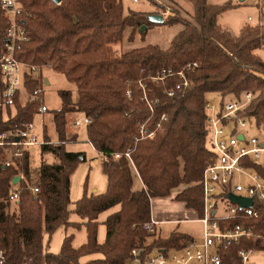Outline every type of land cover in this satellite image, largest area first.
<instances>
[{
  "label": "trees",
  "instance_id": "1",
  "mask_svg": "<svg viewBox=\"0 0 264 264\" xmlns=\"http://www.w3.org/2000/svg\"><path fill=\"white\" fill-rule=\"evenodd\" d=\"M124 1L62 0L55 4L24 0L30 14L23 19L29 41L18 46L17 59L63 75L75 85L78 98L75 101L70 91L60 92L62 106L53 113L58 141L41 149L54 162L42 161L38 194L30 190L29 156L19 169L0 163V251L5 253L6 264H82V258L93 254L103 257L84 264H129L131 251L154 237L141 229L152 220L153 199L169 197L173 190L188 186L176 199L202 215L203 190L190 185L200 181L211 156L206 146L209 96L219 94L224 101L227 96L234 99L251 92L255 98L248 115L264 120V59L256 53L264 48V16L259 24L246 26L233 36L218 24L219 16L234 8L231 2L211 6L208 0H191L195 23L174 11L156 24L144 12L129 10L126 15ZM146 1L166 10L156 0ZM159 25L184 27L168 50L151 45L121 55L113 50V45L123 42L127 28L132 29L133 39L135 30ZM4 42L1 38L0 45ZM194 63L199 67H189ZM170 70L173 76L155 81ZM180 72L189 85L178 90L183 83ZM40 85L28 81L27 90ZM38 106L17 101L16 116L6 123L0 120V126L3 130L20 128L34 119ZM72 113L91 119L88 140L103 156L108 187L104 194L85 195L75 203L74 213L86 220L87 242L74 248V236H68L60 253L52 254L45 246V236L50 241L60 227L81 225L69 221L71 177L85 160L82 153L67 150L71 141L67 117ZM142 126L144 137L139 133ZM151 133L153 138L148 137ZM132 165L144 184L138 192L133 191ZM250 166L264 181V167L253 162ZM17 176L22 180L13 185ZM14 190H18L19 200L11 212L9 197ZM117 207L105 220L106 239L99 243V216ZM254 209L257 218L243 216L233 223L263 233L264 202L255 201ZM190 239L174 232L150 246L172 247ZM229 246L237 252L261 248V243L250 239Z\"/></svg>",
  "mask_w": 264,
  "mask_h": 264
},
{
  "label": "built area",
  "instance_id": "2",
  "mask_svg": "<svg viewBox=\"0 0 264 264\" xmlns=\"http://www.w3.org/2000/svg\"><path fill=\"white\" fill-rule=\"evenodd\" d=\"M28 16L30 14L26 11L24 0H0V39H5L0 45V120L6 123L16 116L17 101L23 105L28 101L39 104L34 119L22 123L20 128L3 130L0 126V163L6 168L19 169L26 156H29L31 165L33 149L54 144L46 138L45 116L49 108L44 99L48 81L42 78L45 67L27 65L16 56L18 46L29 41L23 22ZM191 66L199 67L197 63ZM173 75L172 70L164 71L155 81L164 82ZM178 76L183 83L177 89L188 87L189 82L183 72ZM28 81L41 85L28 91ZM254 98L248 92L239 98L217 103L208 101L205 105L206 146L211 156L197 183L203 190L202 215L198 218L203 227L202 239L191 238L180 245L158 249H152L151 243H146L131 251L129 264H257L255 256L264 254V232L255 233L250 227L233 223L243 216L257 218L259 214L254 209L255 201L264 202V181L250 166L253 162L264 167V120L259 122L248 115ZM37 119L40 125L36 124ZM162 120H166V117L163 116ZM90 124L91 119L83 117L77 119L74 126L88 127ZM250 130L258 132L262 139L248 137L246 132ZM139 133L141 137L146 135L144 126ZM154 136V133L148 135L149 138ZM240 136L243 138L240 139ZM30 190L38 194L40 187L34 184ZM230 195L252 199L253 206L241 209L240 205L231 201ZM18 200L19 192L14 190L9 201L16 203ZM158 224L151 220L141 229L155 236ZM250 239L259 241L261 248H243L237 252L230 249L229 245H241L244 240ZM0 264H6L3 251H0Z\"/></svg>",
  "mask_w": 264,
  "mask_h": 264
},
{
  "label": "rangeland",
  "instance_id": "3",
  "mask_svg": "<svg viewBox=\"0 0 264 264\" xmlns=\"http://www.w3.org/2000/svg\"><path fill=\"white\" fill-rule=\"evenodd\" d=\"M138 0H125L124 8L125 14L129 13V10L136 12H145L150 16L154 15H162L165 18L172 14L174 11L177 12L182 18L189 17L192 19H186L193 23L194 20V7L191 0H156L160 6L169 7L166 10H162L155 5H152L150 2L146 0L138 1ZM238 0H233L234 3H237ZM226 2H230V0H210L209 3H213L216 5H222ZM264 4V0H247L243 4H241L236 9L227 10L222 16L218 19V24L221 25L224 29H227L233 36H238L240 34L241 27L243 23H245L249 17H251L254 21L259 17V8L260 4ZM176 8V9H175ZM182 11L183 15L180 14L178 10ZM154 12V13H153ZM251 23V24H252ZM146 27V30L142 31L141 29H137L134 32V38L132 37V29L127 28L124 33L123 42L117 45H113V50L118 54H124L130 52L135 49L145 48L147 46H158L160 49L166 51L170 48L171 43L176 35H178L182 30L183 26H143ZM256 53L264 59V50H258ZM42 78L48 80L50 85H47L44 92L45 104L49 108V113L45 116V123L47 126V136L53 143L58 141V134L56 132V124L54 122V111L59 110L62 106V99L60 96V92L62 91H70L74 100L78 98V92L75 85L71 84L66 80V78L54 72L50 67L43 68ZM143 90L145 88L142 86ZM248 93V92H246ZM245 93L240 95L242 97ZM128 95H131V90L128 92ZM255 96V95H254ZM208 101L219 102L222 101V96L219 94H212L209 96ZM225 100L232 99V97L227 96L224 98ZM26 97H24V101ZM83 118L77 113L69 114L67 117V135L71 140L69 144H67V150L72 152L82 153L85 156V160L79 164L76 171L71 177V202L72 204L69 207L70 217L69 221L72 223H80L79 228L70 227L67 228L65 226L60 227L55 234L52 236L49 241L48 237L45 236L44 243L47 246V249L52 254H59L61 251L62 244L64 239L68 236L73 235L74 248H79L87 242V230H86V220L79 217L74 213L75 203L81 200L85 195L89 196L92 194H104L107 191L108 187V178L103 168V156L93 150V148L89 145L88 138L86 136V126L82 125L78 130L79 139H76V136H72L75 132L73 129V124L76 119ZM37 125H40V120L37 119ZM248 137L256 136L260 137V134L256 131L250 130L246 132ZM78 138V137H77ZM41 149L35 148L32 152V185L38 184V175L39 169L41 167L42 161L46 163L54 162V159L51 155L41 154ZM198 183V182H197ZM197 183H193L190 185L191 187L198 186ZM188 187V186H187ZM185 186H180L179 188L173 190L169 197L164 198L161 202L156 199L152 201V211L153 216L154 213L158 212V219L162 221L157 226V233L154 237L148 239L146 243H151L155 241V239L166 240L170 237L173 232H181L188 233L194 235L196 238L200 237L203 232V227L200 222H197L198 212L189 211L182 202L177 201L176 197L179 193H181L185 188ZM165 201V202H164ZM159 206V208L157 207ZM11 212L16 210L15 204L11 203ZM117 208L111 209L102 213L99 216V228H98V242L104 243L106 239V227L104 225L107 217L115 212ZM156 215V214H155ZM181 221L179 222V220ZM189 220L190 222H188ZM103 256L101 254H93L90 256H86L80 260L82 264L87 263L89 261L101 259ZM254 260L257 264H264V254H258L255 256Z\"/></svg>",
  "mask_w": 264,
  "mask_h": 264
},
{
  "label": "crops",
  "instance_id": "4",
  "mask_svg": "<svg viewBox=\"0 0 264 264\" xmlns=\"http://www.w3.org/2000/svg\"><path fill=\"white\" fill-rule=\"evenodd\" d=\"M247 0H244V1H237V3H234L233 2V0H230V2L233 4V6H234V8H232V9H236V8H238L241 4H243L244 2H246ZM138 2V1H137ZM137 2H135L134 1V3H137ZM210 2V0H208V4L209 5H211V6H220V5H216V4H213V3H209ZM227 3V2H226ZM225 4V3H224ZM223 5V4H222ZM260 8H259V17H258V19L256 20V22H254V23H252L254 20L251 18V17H249L248 18V20L245 22V23H243V25H242V27H241V30L244 28V27H246V26H254V25H257V24H259L260 23V21H261V18L264 16V4L262 3V4H260ZM166 8H169V7H166ZM176 9V8H175ZM178 10V9H177ZM231 10V9H230ZM179 12H180V14H182L183 15V13H182V11H180V10H178ZM145 13V12H144ZM154 13V12H153ZM184 16V15H183ZM220 16H222V15H220ZM219 16V17H220ZM184 19H189V20H191L192 19V17L191 18H189V17H183ZM219 19V18H218ZM252 23V24H251ZM221 26V25H220ZM222 27V26H221ZM223 28V27H222ZM227 30V29H226ZM240 30V31H241ZM262 50H264V48L262 49ZM263 59V58H262ZM48 82V84L47 85H50V83H49V81H47ZM75 101H76V99H75ZM81 116V115H80ZM83 117V116H82ZM77 120V119H76ZM75 120V121H76ZM75 121H74V123H75ZM73 126V129H75V132H74V134L72 135V136H76V139H79V136H78V130L76 129V128H79V127H75L74 126V124L72 125ZM47 132H48V130H47V128H46V134H47ZM48 135V134H47ZM86 136H87V138H88V135H87V127H86ZM78 137V138H77ZM88 142H89V140H88ZM89 145L93 148V150H95V148L90 144V142H89ZM41 151V150H40ZM72 152V151H71ZM132 173H133V176H134V183H133V191L134 192H138V191H141L143 188H144V184H143V182H142V180H141V178H140V176H139V174H138V172L136 171V169H135V167L132 165ZM156 199H161V200H159V201H163L164 200V198H156ZM156 199H153L152 201H154V200H156ZM165 202V201H164ZM182 204L183 205H185L186 206V204L185 203H183L182 202ZM158 208H159V206H157ZM187 208V207H186ZM188 209V208H187ZM119 210V207H117V210L116 211H118ZM115 211V212H116ZM189 211H193V212H195L194 210H190L189 209ZM114 213V212H113ZM112 214V213H111ZM156 214V215H155ZM195 214H196V216H197V220H198V218H199V216L197 215V213L195 212ZM159 215H158V212H156V213H154V216H153V211H152V220H154V221H156V222H158V223H161L162 221H160L157 217H158ZM177 220H179V222L181 221V219H177ZM188 222H190L189 220H187ZM197 222H199V221H197ZM174 233V232H173ZM172 233V234H173ZM177 233H179V234H183V235H187V236H189V237H191V238H194V239H197V240H201L202 239V235L200 236V237H198V238H196L194 235H192V234H188V233H181V232H178L177 231ZM171 234V235H172ZM170 235V236H171ZM168 239V238H167Z\"/></svg>",
  "mask_w": 264,
  "mask_h": 264
},
{
  "label": "water",
  "instance_id": "5",
  "mask_svg": "<svg viewBox=\"0 0 264 264\" xmlns=\"http://www.w3.org/2000/svg\"><path fill=\"white\" fill-rule=\"evenodd\" d=\"M55 4H60L62 0H51ZM239 1H244V0H239ZM150 20L156 24H162L164 22V17L162 15H154L150 16ZM146 30V27H142V31ZM48 84V82H47ZM243 137L240 136V139ZM21 181L20 177H15L13 180V185H17ZM230 199L233 203H236L240 205L241 209L246 208V207H252L253 206V200L252 199H243L238 196L230 195Z\"/></svg>",
  "mask_w": 264,
  "mask_h": 264
}]
</instances>
